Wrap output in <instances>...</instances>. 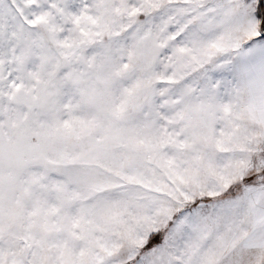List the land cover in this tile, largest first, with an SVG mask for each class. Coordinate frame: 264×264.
<instances>
[{
	"label": "snow or ice",
	"instance_id": "snow-or-ice-1",
	"mask_svg": "<svg viewBox=\"0 0 264 264\" xmlns=\"http://www.w3.org/2000/svg\"><path fill=\"white\" fill-rule=\"evenodd\" d=\"M0 264H264V0H0Z\"/></svg>",
	"mask_w": 264,
	"mask_h": 264
}]
</instances>
